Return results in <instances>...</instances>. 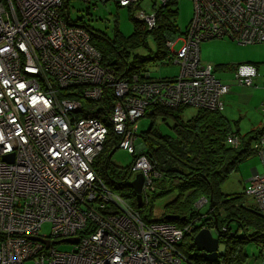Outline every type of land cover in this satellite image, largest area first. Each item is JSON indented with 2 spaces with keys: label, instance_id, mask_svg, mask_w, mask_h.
<instances>
[{
  "label": "built area",
  "instance_id": "obj_1",
  "mask_svg": "<svg viewBox=\"0 0 264 264\" xmlns=\"http://www.w3.org/2000/svg\"><path fill=\"white\" fill-rule=\"evenodd\" d=\"M115 1L126 7L140 0ZM169 2L160 0L159 6ZM63 3L0 0V264H182L184 259L192 264L178 249L191 225L145 222L106 188L94 163L109 126L78 117L82 99L60 92L99 100L103 88L112 87L117 101L109 122L122 136L119 148L139 153L146 146L138 143L137 121L147 117L152 105L224 110L230 86L217 78L211 64L201 63L200 45L214 38L264 44V0H193L186 32L166 38L173 62L180 65L178 77L158 80L147 74L141 80L135 75L133 82L101 65L88 31L65 20ZM135 17L149 30L156 26L155 10L140 9ZM178 40L183 44L175 51ZM258 76L253 65L236 69L240 85L251 86ZM227 141L241 144L235 134ZM252 147L264 164V130ZM132 172L134 179L144 176L142 194L148 200L161 174L145 155L137 157ZM246 194L264 214V172L254 173ZM207 202L201 198L196 208ZM45 223L52 225L50 236L40 235ZM31 237L49 240V245ZM76 237V244L61 242ZM60 244L72 249L62 252Z\"/></svg>",
  "mask_w": 264,
  "mask_h": 264
},
{
  "label": "trees",
  "instance_id": "obj_2",
  "mask_svg": "<svg viewBox=\"0 0 264 264\" xmlns=\"http://www.w3.org/2000/svg\"><path fill=\"white\" fill-rule=\"evenodd\" d=\"M72 2V0H64L62 14L65 20L70 26L84 27L88 31L92 45L101 53V65L112 71L117 78L133 82L134 76L137 75L144 80L147 74L150 75L147 70L149 61L174 63V55L166 47V38L167 34L179 31L175 21L178 17L176 9L178 0H170L166 6L154 4L157 23L152 30L135 17L136 11L141 9V0L133 6H126L131 9L132 19L135 20V32L129 39L122 36L120 39L118 33L116 38L112 39L100 30H92L82 19L75 21L72 18ZM150 36L156 41L157 54L149 58L135 56L130 62V49L140 45L147 46V39ZM253 66L258 68L256 65ZM150 79H152L151 75ZM80 94V92H60L61 97L64 98L82 99L84 108L78 117L97 118L109 126L103 149L94 163L95 171L109 191L123 197L140 213L145 222H165L178 228L191 225V231L185 234L178 244V249L192 264H246V245L251 241L262 246L260 259L264 264V216L259 214L258 207L256 210L247 209L244 206L243 196L227 195L221 191L223 182L238 169L240 162L253 153L257 154L253 147L251 148L250 138L244 139L239 135L240 130H235L224 110L198 109L197 114L187 120L183 118L182 113L188 106L170 108L164 105H152L150 107L146 113L152 120L150 127L139 133V140L146 148L132 154V165L138 156L145 155L161 177L155 180V191L151 196L149 195V199L145 200L143 196L142 206H139L137 193L132 186L134 179L132 166L122 168L113 161V155L122 139L109 122L117 101L113 88L105 86L99 100L84 99ZM158 118L172 121V134H164L156 127ZM263 130L264 127L258 134L252 136L254 142ZM230 134L240 137L241 144L238 147L227 141ZM158 192L167 197H174L164 205L161 214L155 216L153 200L159 196ZM244 196H247L246 192ZM201 198L208 200L203 206H207L204 212L203 207L196 208V203ZM234 222L242 227L252 224L255 229L253 233L247 232V235L239 237L231 227V223ZM205 227L210 228L227 247L224 255L214 262L205 261L202 253L193 244L196 234Z\"/></svg>",
  "mask_w": 264,
  "mask_h": 264
},
{
  "label": "rangeland",
  "instance_id": "obj_3",
  "mask_svg": "<svg viewBox=\"0 0 264 264\" xmlns=\"http://www.w3.org/2000/svg\"><path fill=\"white\" fill-rule=\"evenodd\" d=\"M72 18L77 21L82 19L83 22L92 30H100L106 33L110 38L115 39L117 33L129 39L135 32V20L132 19V11L128 7H120L115 0L104 3L102 0H92L86 2L84 0H72ZM154 4L159 6L160 0H141L140 8L148 14L154 11ZM176 9L178 17L176 24L179 31L174 33L180 37L185 33L190 25L194 15L193 0H178ZM156 27V26H155ZM182 41L178 40L174 45L177 51L182 46ZM130 62L135 56L149 58L157 54V44L153 36L147 39V46H138L130 49ZM200 56L202 64H211L217 78L223 83L231 86L230 93L224 97L225 109L224 114L231 120L235 130L239 131V135L244 139L250 138L251 148L254 139L252 136L258 134L264 127V44H240L229 38H214L206 40L200 45ZM240 65H256L258 66L259 76L254 78L251 86L240 85L236 79V69ZM147 70L152 79H172L180 74V65L168 63L163 64L162 61L152 60L148 62ZM198 109L188 106L183 111V118L190 119L195 116ZM151 117L140 118L137 123L139 133H142L150 127ZM156 127L164 134L173 133V124L169 119L163 121L156 119ZM141 141L139 140L138 143ZM137 143V144H138ZM113 161L122 168H130L133 163V156L127 150L118 148L113 155ZM264 172V164L258 154L251 155L242 162L236 171L231 173L223 182L221 191L227 195L239 194L244 197V206L249 210H256L257 204L251 196H244L246 189L250 185V180L254 173ZM153 200L154 215L159 216L164 205L174 196L160 194ZM207 206L202 208L206 211ZM234 233L239 237L253 233L254 225L247 224L245 227L240 226L237 222L231 223ZM52 225L50 223L43 224L40 235L50 236L52 233ZM262 246L251 241L247 243V260L246 264H262L260 259V248ZM62 252H69L72 246L69 244H60L58 246ZM26 264H34L28 261ZM182 264H190L185 259Z\"/></svg>",
  "mask_w": 264,
  "mask_h": 264
},
{
  "label": "water",
  "instance_id": "obj_4",
  "mask_svg": "<svg viewBox=\"0 0 264 264\" xmlns=\"http://www.w3.org/2000/svg\"><path fill=\"white\" fill-rule=\"evenodd\" d=\"M170 36L171 35L170 33ZM8 159L13 162L14 155L11 154L8 156ZM143 185H144V176L142 174H138L135 179L132 181V186L137 193L138 205L142 206L143 202ZM260 215H263L259 212ZM33 240H39L44 242L47 246L49 245V240L43 239L41 237H31ZM79 238H67L61 242L68 243H78ZM60 242V243H61ZM193 244L196 249L202 253V257L207 262H214L219 259L220 256H223L227 247L225 244L220 242L218 236L210 228H202L194 237Z\"/></svg>",
  "mask_w": 264,
  "mask_h": 264
},
{
  "label": "crops",
  "instance_id": "obj_5",
  "mask_svg": "<svg viewBox=\"0 0 264 264\" xmlns=\"http://www.w3.org/2000/svg\"><path fill=\"white\" fill-rule=\"evenodd\" d=\"M234 127V126H233ZM162 212V211H161Z\"/></svg>",
  "mask_w": 264,
  "mask_h": 264
}]
</instances>
